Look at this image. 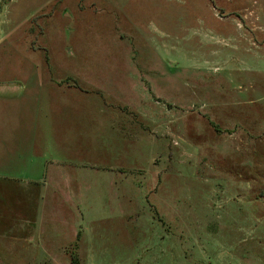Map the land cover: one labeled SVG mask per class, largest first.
Masks as SVG:
<instances>
[{
  "label": "rangeland",
  "instance_id": "374dc122",
  "mask_svg": "<svg viewBox=\"0 0 264 264\" xmlns=\"http://www.w3.org/2000/svg\"><path fill=\"white\" fill-rule=\"evenodd\" d=\"M264 264V0H0V264Z\"/></svg>",
  "mask_w": 264,
  "mask_h": 264
},
{
  "label": "trees",
  "instance_id": "16d2710c",
  "mask_svg": "<svg viewBox=\"0 0 264 264\" xmlns=\"http://www.w3.org/2000/svg\"><path fill=\"white\" fill-rule=\"evenodd\" d=\"M74 264H77V261L76 260H74Z\"/></svg>",
  "mask_w": 264,
  "mask_h": 264
}]
</instances>
